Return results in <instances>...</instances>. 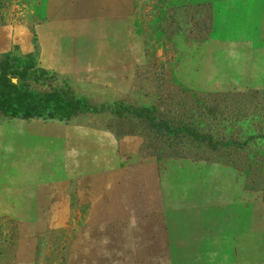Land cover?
<instances>
[{"label":"rangeland","instance_id":"rangeland-1","mask_svg":"<svg viewBox=\"0 0 264 264\" xmlns=\"http://www.w3.org/2000/svg\"><path fill=\"white\" fill-rule=\"evenodd\" d=\"M0 264H264V0H0Z\"/></svg>","mask_w":264,"mask_h":264}]
</instances>
